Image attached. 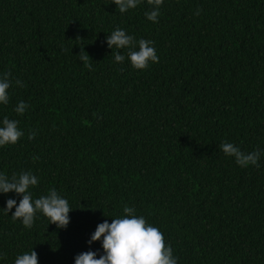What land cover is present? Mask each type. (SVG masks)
<instances>
[{
	"label": "trees",
	"instance_id": "trees-1",
	"mask_svg": "<svg viewBox=\"0 0 264 264\" xmlns=\"http://www.w3.org/2000/svg\"><path fill=\"white\" fill-rule=\"evenodd\" d=\"M150 10L0 0V75L13 81L0 126L7 117L24 132L0 147V173L30 171L33 200L55 189L72 208L66 229L40 212L27 229L3 210L22 197L0 193V264L32 250L39 264L98 259L102 241H88L125 205L160 229L177 264H264V155L244 168L219 149L264 150V0H164L158 23ZM117 28L135 50L153 41L159 62L133 69L128 49L107 46Z\"/></svg>",
	"mask_w": 264,
	"mask_h": 264
},
{
	"label": "clouds",
	"instance_id": "clouds-1",
	"mask_svg": "<svg viewBox=\"0 0 264 264\" xmlns=\"http://www.w3.org/2000/svg\"><path fill=\"white\" fill-rule=\"evenodd\" d=\"M177 3L180 0H176ZM120 13H126L130 9H135L142 0H112ZM151 10L145 13L146 18L153 23H158L160 8L164 0H147ZM199 15V10L197 11ZM77 39H80L79 37ZM110 49H128L127 58L131 67L138 71L147 70L149 64L159 62L156 49L151 40L141 39L138 42L133 36L126 34V31L120 28L114 30L106 39ZM115 62L123 63L125 56L119 51L112 53ZM84 62V66L91 69L89 55L84 51V46L80 47L78 55ZM11 73L7 72L0 75V105L9 103V88L12 86ZM17 86L23 87L21 80H15ZM28 104L21 101L14 111L23 116ZM17 120H10L5 117L0 126V147L15 145L24 132L18 127ZM36 133L30 132L28 139L35 138ZM219 149L225 156L234 157L235 162L240 167L255 166L260 167L259 161L264 155V150L256 149L251 152H244L233 143L227 141L219 145ZM39 159L33 157V160ZM38 184V178L30 171L21 172L19 176L13 174L11 178L0 173V193L14 192L22 199L17 206L15 199H8L6 214L15 208L11 215L13 221L21 220L25 228L30 229L38 212L42 213L49 220V224H54L58 229H66L70 223L69 213L72 211L68 201L62 198L55 189H50L47 195H42L33 200L30 188ZM124 216L122 218L112 219L109 224L107 220L97 225L95 232L91 235L88 244L102 241L103 254L97 259V253L88 251L79 254L75 258V264H177V259L173 256L172 248L167 245L163 233L159 228L147 223L143 216H137L136 210L127 205L123 208ZM15 264H39L37 253L32 250L30 253H24L17 256Z\"/></svg>",
	"mask_w": 264,
	"mask_h": 264
}]
</instances>
